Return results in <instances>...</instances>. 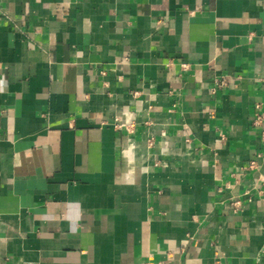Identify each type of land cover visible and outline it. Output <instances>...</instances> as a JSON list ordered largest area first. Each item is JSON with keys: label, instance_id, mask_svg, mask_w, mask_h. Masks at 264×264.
<instances>
[{"label": "crops", "instance_id": "crops-1", "mask_svg": "<svg viewBox=\"0 0 264 264\" xmlns=\"http://www.w3.org/2000/svg\"><path fill=\"white\" fill-rule=\"evenodd\" d=\"M0 264H264V0H0Z\"/></svg>", "mask_w": 264, "mask_h": 264}, {"label": "built area", "instance_id": "built-area-1", "mask_svg": "<svg viewBox=\"0 0 264 264\" xmlns=\"http://www.w3.org/2000/svg\"><path fill=\"white\" fill-rule=\"evenodd\" d=\"M226 85H227V78L226 77H219L216 79L215 86L213 89L215 90L216 88H222V87H225ZM258 121H259V119H258ZM114 126L117 129L128 128L127 124L119 121L118 119L115 120ZM254 165H255V162H252L251 167H253Z\"/></svg>", "mask_w": 264, "mask_h": 264}]
</instances>
